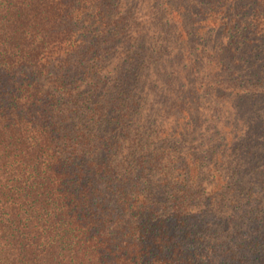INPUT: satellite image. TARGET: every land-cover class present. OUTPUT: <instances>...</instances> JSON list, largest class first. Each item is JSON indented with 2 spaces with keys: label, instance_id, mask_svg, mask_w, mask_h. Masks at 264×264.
I'll return each instance as SVG.
<instances>
[{
  "label": "trees",
  "instance_id": "obj_1",
  "mask_svg": "<svg viewBox=\"0 0 264 264\" xmlns=\"http://www.w3.org/2000/svg\"><path fill=\"white\" fill-rule=\"evenodd\" d=\"M263 162L264 0H0V264H264Z\"/></svg>",
  "mask_w": 264,
  "mask_h": 264
},
{
  "label": "rangeland",
  "instance_id": "obj_2",
  "mask_svg": "<svg viewBox=\"0 0 264 264\" xmlns=\"http://www.w3.org/2000/svg\"><path fill=\"white\" fill-rule=\"evenodd\" d=\"M251 1V0H250ZM246 162V161H245ZM257 165H261L264 166V162L263 163H258L256 165H254L253 167L257 166ZM250 166H252V164H250ZM244 169L248 168L247 162L246 164L244 163L242 166ZM250 178L253 179V174L250 175ZM256 196L255 198H257V203H256V207L255 210L258 212L262 213V210L264 209V177H260L256 180ZM263 214V213H262ZM264 220V218H263Z\"/></svg>",
  "mask_w": 264,
  "mask_h": 264
}]
</instances>
